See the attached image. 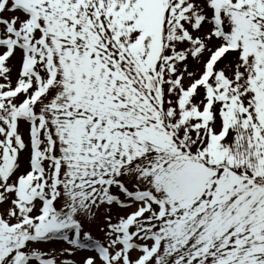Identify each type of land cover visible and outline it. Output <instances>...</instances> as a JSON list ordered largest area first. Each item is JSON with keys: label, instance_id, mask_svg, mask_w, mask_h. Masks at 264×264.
<instances>
[{"label": "snow or ice", "instance_id": "obj_1", "mask_svg": "<svg viewBox=\"0 0 264 264\" xmlns=\"http://www.w3.org/2000/svg\"><path fill=\"white\" fill-rule=\"evenodd\" d=\"M0 264H264V0H0Z\"/></svg>", "mask_w": 264, "mask_h": 264}, {"label": "rangeland", "instance_id": "obj_2", "mask_svg": "<svg viewBox=\"0 0 264 264\" xmlns=\"http://www.w3.org/2000/svg\"><path fill=\"white\" fill-rule=\"evenodd\" d=\"M42 247L45 249L59 248L60 244L57 242H52V243L44 244V245H42Z\"/></svg>", "mask_w": 264, "mask_h": 264}]
</instances>
